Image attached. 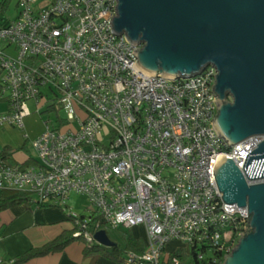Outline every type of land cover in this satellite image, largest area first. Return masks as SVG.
<instances>
[{
  "label": "built area",
  "instance_id": "built-area-1",
  "mask_svg": "<svg viewBox=\"0 0 264 264\" xmlns=\"http://www.w3.org/2000/svg\"><path fill=\"white\" fill-rule=\"evenodd\" d=\"M16 17L0 26V128L22 130L34 113L43 121L30 141L35 165L0 157V191L27 194L67 210L69 195L87 200V217L66 212L86 247L98 231L143 228L144 250L125 264H178L175 253L223 264L247 229V208L222 200L213 172L231 159L243 170L264 137L230 144L217 130V71L182 78L138 64L124 33L113 31L117 0H18ZM73 113L60 119L61 108ZM179 247L165 252L169 242ZM202 249L203 252L197 251Z\"/></svg>",
  "mask_w": 264,
  "mask_h": 264
},
{
  "label": "water",
  "instance_id": "water-1",
  "mask_svg": "<svg viewBox=\"0 0 264 264\" xmlns=\"http://www.w3.org/2000/svg\"><path fill=\"white\" fill-rule=\"evenodd\" d=\"M116 10L113 31L143 44L144 70L188 78L216 69L215 125L230 144L264 137V0H117ZM257 146L243 164L249 180L264 177V141ZM213 174L222 200L248 211L223 264H264V183L249 186L231 159ZM93 239L117 246L103 230Z\"/></svg>",
  "mask_w": 264,
  "mask_h": 264
},
{
  "label": "crops",
  "instance_id": "crops-1",
  "mask_svg": "<svg viewBox=\"0 0 264 264\" xmlns=\"http://www.w3.org/2000/svg\"><path fill=\"white\" fill-rule=\"evenodd\" d=\"M13 19H5L1 15L0 26ZM6 112L7 105L0 100V115ZM36 115L30 111V115L24 118L22 130L9 127L0 128V152L4 148L7 149L8 156L3 157L6 162L21 168L35 165V153L30 147V141L37 138L43 131V123L39 122L41 118L39 116V119ZM66 212L63 208L53 205L42 209L20 205L1 211L0 264H13L19 256L44 246L64 231L73 230V222L67 217ZM135 229L144 234L143 228ZM144 241H142L143 245ZM84 247H86L84 242L74 241L62 251L20 264H118L101 255L84 254Z\"/></svg>",
  "mask_w": 264,
  "mask_h": 264
},
{
  "label": "trees",
  "instance_id": "trees-1",
  "mask_svg": "<svg viewBox=\"0 0 264 264\" xmlns=\"http://www.w3.org/2000/svg\"><path fill=\"white\" fill-rule=\"evenodd\" d=\"M11 0H0V16L5 14L9 2ZM4 156H8L7 149L4 148L0 152V157L3 158ZM25 205L29 207L35 208H46L51 207L47 205H40L32 203V199L29 195L24 193H19L10 190H1L0 191V212L6 209H9L14 206ZM60 207V206H59ZM80 218H83L80 216ZM74 225V224H73ZM76 227L73 228L71 231H64L62 232L57 238L53 241L45 244L44 246L33 249L22 256L16 258L13 264H20L27 262L34 258H39L50 253L62 251L68 244L79 241L83 242L81 238H74L73 234L76 231ZM115 237L114 239L109 238L111 241L117 244L115 248H106L94 245L92 247H84V254H96L101 255L107 259L113 260L118 264L123 263V254H127L129 252L135 254H141L144 250V245L141 240L134 239L130 230H126L125 233L121 232L120 230L113 231ZM118 235V236H117ZM116 239L119 240L116 241ZM199 252H203L202 249H197ZM190 257H186L182 251H178L175 253V257L178 258V264H207L205 262H198L195 258V251L191 250Z\"/></svg>",
  "mask_w": 264,
  "mask_h": 264
},
{
  "label": "rangeland",
  "instance_id": "rangeland-1",
  "mask_svg": "<svg viewBox=\"0 0 264 264\" xmlns=\"http://www.w3.org/2000/svg\"><path fill=\"white\" fill-rule=\"evenodd\" d=\"M43 1L44 0H37V3H40ZM17 2H18V0H11L9 2V6H8L5 14L2 15L5 17V19H13L16 17L17 10H18ZM227 102L231 103V99L228 98ZM26 106H27L29 111L34 113L33 102H27ZM72 113H73V109L70 106H66L65 108H61L59 110L58 116L60 117V119H65L66 117H68L69 114H72ZM36 116H38V115H36ZM38 118H39V116H38ZM40 118H39L40 119L39 122H41V123H43L44 120L50 119L52 126L57 125V122H56L57 116L54 112H52V113L42 112V114L40 115ZM66 205H67L66 211L71 212V214H74V215L83 214L84 216L87 217V215H86L87 208L86 207H87L88 203H87V200L85 197L71 194V195H69V197L66 201ZM69 209H70V211H69ZM120 231L125 233L126 230H120ZM130 233L132 234L133 237H135L141 241L145 240V233L143 234V232L140 230H136L135 228H133V230H131ZM107 235L111 239H114L113 237H115L112 231H107ZM116 241L119 242L118 239H116ZM179 246H180V244L178 242H173V241L169 242L165 246V252L169 253L170 251L176 249ZM126 257H127V255L123 254V264H125V262H126Z\"/></svg>",
  "mask_w": 264,
  "mask_h": 264
},
{
  "label": "bare ground",
  "instance_id": "bare-ground-1",
  "mask_svg": "<svg viewBox=\"0 0 264 264\" xmlns=\"http://www.w3.org/2000/svg\"><path fill=\"white\" fill-rule=\"evenodd\" d=\"M216 128L218 129L217 125H216ZM218 131L220 132V130L218 129ZM221 133V132H220ZM222 134V133H221Z\"/></svg>",
  "mask_w": 264,
  "mask_h": 264
}]
</instances>
